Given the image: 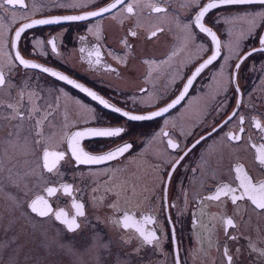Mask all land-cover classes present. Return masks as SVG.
<instances>
[{"label": "flooded vegetation", "instance_id": "obj_1", "mask_svg": "<svg viewBox=\"0 0 264 264\" xmlns=\"http://www.w3.org/2000/svg\"><path fill=\"white\" fill-rule=\"evenodd\" d=\"M111 2L24 0V7H0V70L7 77V85L0 89V160L4 169L0 184L5 187L14 183L16 193L15 199L11 192L10 198L0 194V264H12L14 202L24 205L31 216L53 221L55 234L59 232L64 242L86 249L91 237L99 234L109 245L108 251L101 252L102 264H177V256L179 264H227L225 247L232 264H264L249 249L250 242L264 248V215L253 211L247 200L238 202L246 206L241 219L234 215L235 206L227 197L220 201L205 199L221 185L238 187V175L247 174L254 183L264 181V167L257 158L264 147V133L254 126L255 120L264 126V51H252L264 48L259 43L264 39V20L260 18L264 6L222 5L206 14L203 23L221 41L220 56L196 76L186 94L183 89L187 80L215 53L211 37L195 24L198 6L211 0H163L167 15L151 13L148 5L153 0H139L137 14L131 17L120 6L85 20L62 19L60 23L36 25L25 29L19 41L15 39L16 31L35 20L88 15ZM71 4L79 6H66ZM253 17L255 27L250 23ZM158 26L164 31L147 39ZM131 31L137 36H131ZM51 41L56 44L55 52ZM96 49L100 64L93 63L94 55H88ZM174 51L179 55L167 64L161 63ZM17 53L42 68L68 76L132 115H151L182 94L184 98L163 116L131 121L40 68L25 69L16 59ZM117 57L126 63H119ZM145 60L155 61L158 70L150 73ZM109 67L116 71H109ZM21 93L22 111L31 118L10 121L7 105L17 104ZM34 105L39 111H31ZM233 112L237 116L220 127ZM239 117L244 118L243 124ZM17 124L20 136L9 137L8 132H15ZM41 127L43 142L35 143ZM91 128L124 129L117 137L85 138L81 146L91 154H102L125 143L133 147L117 161L79 165L64 137ZM165 131L169 135L161 136ZM227 132L240 135V141H228ZM9 139L13 145L7 143ZM169 139L179 148L168 147ZM43 149L65 154L53 173L41 167ZM237 166L242 169L239 174ZM42 172L44 178L39 179ZM61 185H71L75 199L85 205L86 217H77L78 222L87 220V226L82 224L88 227L84 238L78 232H67L53 216L41 218L28 209L31 200L45 196L53 212L63 210L71 218L75 213L72 197L62 192L47 197L45 192L47 187ZM108 188L126 193L119 200L120 211L109 207L117 198L106 191ZM125 212L137 220L149 215L154 218L155 224L147 227L161 237L159 248L145 246L136 251L137 234L112 222L122 219ZM226 217L239 225L229 228L228 235L223 224ZM231 235L239 239H229ZM47 259L48 264H61L56 257ZM72 262L70 259L68 263Z\"/></svg>", "mask_w": 264, "mask_h": 264}, {"label": "snow or ice", "instance_id": "obj_2", "mask_svg": "<svg viewBox=\"0 0 264 264\" xmlns=\"http://www.w3.org/2000/svg\"><path fill=\"white\" fill-rule=\"evenodd\" d=\"M84 2H87V0H84ZM193 3H195V0H193ZM4 4L12 5L13 7L19 5L20 7H24V0H3V3H0V7H3ZM163 0H153L152 3L148 5V7L151 9V13L155 14H168V9L164 6H162ZM222 5H261L264 6V0H211V2L206 3L204 6H198L199 11L198 14L195 16V24L199 27L200 32L206 33L207 36L211 37L212 42L215 44V53L211 55L209 59L206 60L203 64H201L199 67L195 69L194 75L187 80L186 86L183 89V93L186 94L188 91V88L191 87L193 81L195 80L196 76H198L208 65L212 64L213 61L217 59V57L220 56L221 51V41L217 38L216 33L210 28L205 26L203 23V20L207 13L211 9L219 8ZM69 7H76L79 6L77 4H71L66 5ZM123 6L122 11L129 14V17L136 15V8L139 7V0H131V2L126 3V0H112L110 4H108L105 7L100 8L97 11H92L88 15H77V16H65L61 18H55V19H40L35 20L32 23L25 24L23 27H21L18 31L15 32V39L17 41L20 40L21 34L25 31V29L32 28L36 25H42V24H54V23H60L61 20H85L88 19L89 16L97 17L102 16L105 13L112 12L113 9H117L118 7ZM150 13V14H151ZM260 18L264 20V13L260 14ZM250 23L252 27H255V17L250 18ZM185 29H190L191 25H184ZM163 27H156L154 30H152L149 35L147 36V39L151 40L154 37H157L160 32H163ZM130 35L135 37L137 36L136 31H131ZM192 34L190 33V36ZM127 47L130 48V45H128V41L124 40L122 41ZM52 44V50L53 52L56 51V44L54 41L50 42ZM259 43L261 45H264V39L259 40ZM83 52L84 50L81 49ZM254 51H264V48L259 49H253ZM252 52H249L248 55H251ZM89 57L95 56L96 59L93 61L95 64H100L101 62V55L99 52V49H96L93 52L88 53ZM179 55L178 51H174L171 56L168 57L167 60L162 61L161 63H169L175 56ZM246 58V57H245ZM16 59L19 61L20 65H23L25 69H37L40 68L41 71L45 73H49L51 76L56 77L58 80L65 81L67 84L72 85L74 88L79 89L81 92L86 93L88 96H90L93 100L99 101L100 104H102L105 108H111L113 112H119L122 116L127 117L131 121H148L152 120L155 117L163 116L166 112L169 111L170 108H174L176 104L180 103V100L184 98L183 94L177 99L174 103L170 104L168 107H164L163 109L156 111L152 113L151 115H132L128 112H121L119 108H116L108 103V101L104 100L102 97L98 96L94 91H91L90 89L84 87L82 84L77 83L75 80L70 79L68 76L63 75L60 72L53 71L47 67H41V65L32 63L29 60L23 58L20 56L19 53L16 54ZM117 60L119 63H126L124 59H121L117 57ZM144 63L148 64L150 73L151 71H156L159 68V65L156 64L155 61H148L145 60ZM155 65V67H153ZM109 71L115 72L116 69L109 67ZM7 85V77L3 70H0V89L4 88ZM21 95V100L17 102V104H8L7 107L11 110L10 115L7 117L8 120H18L23 121L25 118H31L26 117L24 112L22 111V99H23V93ZM31 97V94H30ZM32 112L39 111L38 106H33L31 109ZM237 116L236 112H233L231 116L227 118L223 122V124L220 125V127H223L224 124H227L228 121H230L233 117ZM45 117L44 119H46ZM239 122L241 124L244 123V118L239 117ZM41 122L37 121V125H40ZM254 126L256 129L260 130L261 133H264V126L261 125L260 121L255 120ZM16 128L15 132L9 131L8 136L9 137H19L20 136V124H17L14 126ZM215 130V129H214ZM124 129L122 128H91L84 131H76L70 136H65L64 140L67 142L68 147L70 149V155L72 158H74L75 162L79 165H104L108 164L109 162L117 161L120 157H123L125 153L129 152L133 145L130 143H125L122 146H118L114 150H108L105 153L102 154H91L84 150V148L81 146V142L88 137H117L122 134ZM241 132H243V129H240ZM163 137H167L169 134L168 132H162L160 134ZM44 133L43 128L41 127L39 131L36 133L37 139L34 141L35 143H42ZM226 137L228 141H236L239 142L241 139L240 135H237L233 132H227ZM9 145H13L14 141L12 139H9L7 141ZM200 140L196 141V144H199ZM168 147L172 149L179 148V144L174 143L171 139L167 141ZM192 147H195V144L192 145ZM185 155L187 153L185 152ZM65 158V154L63 152H50L47 149L42 150V169L45 170L47 173H53L54 170L57 167V164L59 161L63 160ZM183 157H181L182 159ZM258 160L261 167H264V147H261L258 151ZM3 161L0 160V172H3ZM236 173H240L242 169L237 166L235 169ZM113 175H115V172H113ZM43 172L41 173V176L39 179H43ZM237 179L239 180V185L236 188H233L228 185H221L217 187L214 194L208 195L205 197L207 200L211 201H220L221 197H227L232 205H234L233 213L234 215L241 216V219L243 218V211L246 208V206L242 203L247 200L252 206V210L256 211L258 214L264 215V181L259 182H253L252 179L247 175L244 174L242 177L237 176ZM9 180H11V176H9ZM242 190V191H240ZM93 191H98V188L93 189ZM107 192H112L113 195L116 196V202L109 205V207L120 211L121 209L118 208V203L122 195L126 194L123 191H115L113 192L112 188L106 189ZM239 191V194L236 193ZM47 197L55 196L58 192H62L64 195L72 197V207L75 209L74 215L69 218L67 213L63 210H59L56 212H53L51 205L49 204L48 200L45 198V196H37L33 200H31L28 203V209H30V213L36 214V216L44 218L48 216H53L56 221H59L61 224H63L67 230V232L70 233H77L81 227L82 224L84 226H87V220L83 222H78L77 217H86L85 212V205L83 202L77 201L75 199L74 190L71 185H61L58 187H47L45 189ZM134 194V193H133ZM96 197L93 198V202L96 201ZM113 224L116 226L122 228L125 231H128L129 229L133 230L137 236L136 238L139 240V247L136 249L137 252H139L140 248L145 246H154L156 248H159L161 237L157 235L156 230L152 228H148L147 225L155 224V220L152 216H145L142 220H137L134 215H130L129 213L125 212L122 219H117L112 221ZM224 229H225V235H228V229H236L239 227L238 223L231 217H226L223 221ZM33 228L36 229L37 225L33 224ZM42 235L44 237L42 242V247L45 249L46 256L45 257H36L35 258V264H44V261L47 259V257L53 256L59 252H63L65 255H69L74 257L76 260H79L82 256V253L79 252V250L75 249L74 246H72L71 242H64L60 238V233L58 232L55 235L49 236L47 232L42 231ZM229 239H239L236 235L229 236ZM92 243L85 249V252L90 255L93 264H102V251H108L109 245L107 243L102 242V238L99 236V234H95L93 237H91ZM130 242V241H125ZM249 249L250 253H255L258 260L264 261V248H258L254 243H249ZM239 251V249L237 250ZM224 255L227 259V264H232V257L228 254V249L225 247ZM118 264H127V261H119ZM177 264H179V258L177 256Z\"/></svg>", "mask_w": 264, "mask_h": 264}, {"label": "rangeland", "instance_id": "obj_3", "mask_svg": "<svg viewBox=\"0 0 264 264\" xmlns=\"http://www.w3.org/2000/svg\"><path fill=\"white\" fill-rule=\"evenodd\" d=\"M14 186V183H7L5 187L0 184V194L10 198L8 192H11L13 199H15ZM12 224V264H35L36 257H45L47 255L45 249L41 246L44 239L42 231L47 232L49 236L55 235L53 227L56 224L53 221L49 218L40 219L31 216L25 211L24 205L20 202H14ZM33 224L37 225L36 229L33 228ZM87 230L88 227H81L78 231L81 238H84V233ZM72 246L82 253L79 260L65 255L63 252L53 255V257H56L61 264H93L90 255L85 252L83 247L79 245ZM70 259H72V263H68ZM44 264H48V259L44 261Z\"/></svg>", "mask_w": 264, "mask_h": 264}]
</instances>
